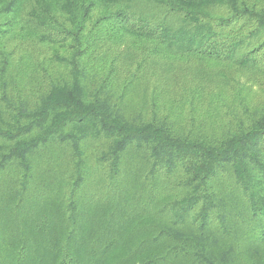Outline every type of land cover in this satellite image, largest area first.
I'll return each instance as SVG.
<instances>
[{
	"label": "trees",
	"instance_id": "obj_1",
	"mask_svg": "<svg viewBox=\"0 0 264 264\" xmlns=\"http://www.w3.org/2000/svg\"><path fill=\"white\" fill-rule=\"evenodd\" d=\"M150 59L263 80L264 0H0V264H264V100Z\"/></svg>",
	"mask_w": 264,
	"mask_h": 264
},
{
	"label": "rangeland",
	"instance_id": "obj_2",
	"mask_svg": "<svg viewBox=\"0 0 264 264\" xmlns=\"http://www.w3.org/2000/svg\"><path fill=\"white\" fill-rule=\"evenodd\" d=\"M131 54H133L135 57H138L139 61L142 58L139 52H131ZM131 58L132 57L129 56V59ZM125 59L129 60L128 58ZM143 65L145 66V70L143 69L144 74H148V76L153 74V77L155 78L159 76L161 77V82L163 80L165 81L168 77L171 76L178 77L179 79L174 77L172 79L182 80L185 83L194 84L205 81L211 85H219L220 87H226L228 88V90H235L237 88H240L248 94L251 103L254 105L260 104L264 100V79L260 80L256 75L251 74L249 72L244 71L226 74L220 68H206L198 64L171 67V65H169L168 63H163L161 61H156L152 59H150L149 61H147V63H144ZM172 71L176 72L170 73ZM100 207L101 205L98 206V213H100ZM94 213H97V210Z\"/></svg>",
	"mask_w": 264,
	"mask_h": 264
}]
</instances>
